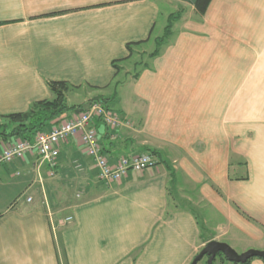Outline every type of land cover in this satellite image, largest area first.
Segmentation results:
<instances>
[{
  "label": "crops",
  "instance_id": "0c3cea01",
  "mask_svg": "<svg viewBox=\"0 0 264 264\" xmlns=\"http://www.w3.org/2000/svg\"><path fill=\"white\" fill-rule=\"evenodd\" d=\"M181 3L0 0V115L53 99L49 80L106 97L120 80L125 123L98 124L109 162L158 152L108 184L79 135L55 166L35 151L1 164L0 264H192L211 240L264 250V0H211L203 15L189 3L138 77L132 57L115 76L127 43L149 45ZM16 140L0 135V150Z\"/></svg>",
  "mask_w": 264,
  "mask_h": 264
},
{
  "label": "built area",
  "instance_id": "2783aa9c",
  "mask_svg": "<svg viewBox=\"0 0 264 264\" xmlns=\"http://www.w3.org/2000/svg\"><path fill=\"white\" fill-rule=\"evenodd\" d=\"M96 119H100L109 128L124 125V118L115 110L106 107L99 100H92L89 109L73 112L52 129L39 133L34 141L17 139L4 145L0 150V165L10 164L27 152L35 151L43 162L55 166L60 154L59 145L66 139L79 135L87 154L93 159L98 169L99 178L105 183L120 180L129 171H141L158 163V157L152 152H140L122 155L111 164L99 139ZM28 200H31L29 197ZM73 216L59 220L60 225L72 222Z\"/></svg>",
  "mask_w": 264,
  "mask_h": 264
},
{
  "label": "trees",
  "instance_id": "16d2710c",
  "mask_svg": "<svg viewBox=\"0 0 264 264\" xmlns=\"http://www.w3.org/2000/svg\"><path fill=\"white\" fill-rule=\"evenodd\" d=\"M210 2L211 0H196L195 4H193L195 11L198 14L203 15L206 12ZM184 10V8H180L179 10L171 12L168 15L167 23L164 27V32L161 36L155 38L156 48L151 53H149L148 57H153L159 53L161 44H163L172 33L174 21L182 16ZM144 41L146 40L127 43L129 55L124 58L115 59L112 62L113 66L116 69L115 76L121 71V66L119 65V63L132 57L134 51L133 47L142 44ZM142 64H144V62L140 64L136 62L135 66L138 65L137 67H139ZM130 74H132V77L136 78L139 76L140 70H138L137 68V70H135L134 72H130ZM121 83L122 81L120 80H116L114 82V93L112 96L106 97L104 95H99L89 100H99L103 103V105L111 108V103L116 99L118 95V86ZM48 86L54 94L53 99H41L34 101L26 111L12 112L0 115V118L2 119L0 123V135L4 139L15 137L17 139L34 141L39 133L52 129L58 123L65 120L68 117L69 112H75L76 108H79L83 105V103L78 105H71L67 102V93L72 89L79 88L80 86L74 85L66 80H49ZM88 87L93 86L90 85ZM99 123L103 124L100 119H96L95 124L97 125V128ZM146 150L155 154L158 153L154 148L148 147L146 148ZM217 255L221 258V260L227 261V258L223 253L219 252ZM215 259L216 258H214L213 263L215 262ZM250 261L251 258H249L245 262H232L231 264H250Z\"/></svg>",
  "mask_w": 264,
  "mask_h": 264
},
{
  "label": "water",
  "instance_id": "95a60500",
  "mask_svg": "<svg viewBox=\"0 0 264 264\" xmlns=\"http://www.w3.org/2000/svg\"><path fill=\"white\" fill-rule=\"evenodd\" d=\"M190 4H195L196 0H181ZM91 104V100L83 103V105L79 108H76L75 111L77 113L88 110ZM221 252L224 256L231 262H245L249 258L252 257H261L264 259V250L250 248L244 252H237L231 245L226 242L211 240L206 243V245L200 250L197 256L194 258L192 264H196L199 260H201L204 256H208V264H214V258H216L217 254Z\"/></svg>",
  "mask_w": 264,
  "mask_h": 264
},
{
  "label": "rangeland",
  "instance_id": "374dc122",
  "mask_svg": "<svg viewBox=\"0 0 264 264\" xmlns=\"http://www.w3.org/2000/svg\"><path fill=\"white\" fill-rule=\"evenodd\" d=\"M180 4V3H179ZM182 5H178L177 7L176 6H168V10H167V15H169L171 12H175L177 10H179L180 8H184V12L183 14L188 12L187 10L188 9H191L192 8V5H190L189 3L187 2H183L181 3ZM193 13V12H192ZM182 14V15H183ZM164 23L161 24V26L159 27L158 29V32H157V36H153L151 38V43L149 45H142L141 47L137 48V52L135 51L136 54H134L132 56V59L130 60V62L127 63V67L130 68V72H134L135 70H140V66L137 67L135 66V63L138 62V64L140 63H143L144 60H147L148 59V55L149 53L152 52V50H154L156 48V42H155V38L158 37V36H161L164 32V27L167 23V20L164 19L163 21ZM147 49H149L148 51H146ZM122 74L119 75L121 78L123 77L124 73L121 72ZM114 84V82H113ZM72 92H74V94H67V102L71 105H78V104H81L85 99H88L89 97H95L97 96L96 94H82V90L79 91V90H76V89H72L71 90ZM80 92L81 94H75L76 92ZM86 92V90H84ZM113 94H108V96H112ZM111 107H118V104H116V102L112 101L111 103ZM0 121H2V119L0 118ZM205 232V230H204ZM220 257L217 256L216 259H215V262L214 264H217L218 261H219ZM204 261H207V264H208V256H205L204 257Z\"/></svg>",
  "mask_w": 264,
  "mask_h": 264
}]
</instances>
